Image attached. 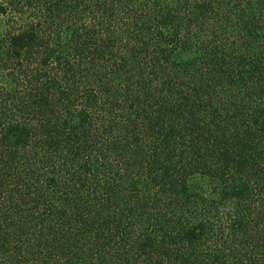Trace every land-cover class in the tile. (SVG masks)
Instances as JSON below:
<instances>
[{"label":"trees","instance_id":"16d2710c","mask_svg":"<svg viewBox=\"0 0 264 264\" xmlns=\"http://www.w3.org/2000/svg\"><path fill=\"white\" fill-rule=\"evenodd\" d=\"M0 264H264V0H0Z\"/></svg>","mask_w":264,"mask_h":264}]
</instances>
